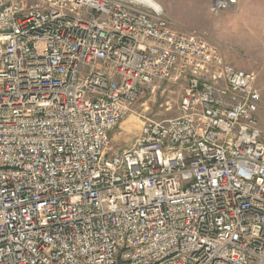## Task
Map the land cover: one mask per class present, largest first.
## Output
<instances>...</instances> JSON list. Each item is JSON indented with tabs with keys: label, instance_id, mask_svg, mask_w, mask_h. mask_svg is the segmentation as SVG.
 <instances>
[{
	"label": "built area",
	"instance_id": "1",
	"mask_svg": "<svg viewBox=\"0 0 264 264\" xmlns=\"http://www.w3.org/2000/svg\"><path fill=\"white\" fill-rule=\"evenodd\" d=\"M171 87L175 115L115 149ZM263 106L159 4L0 0V264H264Z\"/></svg>",
	"mask_w": 264,
	"mask_h": 264
},
{
	"label": "rangeland",
	"instance_id": "2",
	"mask_svg": "<svg viewBox=\"0 0 264 264\" xmlns=\"http://www.w3.org/2000/svg\"><path fill=\"white\" fill-rule=\"evenodd\" d=\"M156 1L177 30L206 38L217 45L235 67L254 72L264 97V0H241L230 10L218 14L209 10L213 0ZM171 90L174 92L158 94L151 100L138 99L130 114L112 133L115 149L122 150L134 144L143 116L163 119L175 115V105L182 91L179 87H171ZM159 103H164L165 107H159ZM169 105L171 109L167 110ZM262 112L264 124V106Z\"/></svg>",
	"mask_w": 264,
	"mask_h": 264
},
{
	"label": "bare ground",
	"instance_id": "3",
	"mask_svg": "<svg viewBox=\"0 0 264 264\" xmlns=\"http://www.w3.org/2000/svg\"><path fill=\"white\" fill-rule=\"evenodd\" d=\"M152 5H154V6H157L158 7V4L160 5V6H162L158 1H156V0H148Z\"/></svg>",
	"mask_w": 264,
	"mask_h": 264
},
{
	"label": "crops",
	"instance_id": "4",
	"mask_svg": "<svg viewBox=\"0 0 264 264\" xmlns=\"http://www.w3.org/2000/svg\"><path fill=\"white\" fill-rule=\"evenodd\" d=\"M239 1H241V0H239ZM137 138V137H136Z\"/></svg>",
	"mask_w": 264,
	"mask_h": 264
}]
</instances>
